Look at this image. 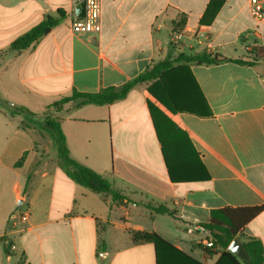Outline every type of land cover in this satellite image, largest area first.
I'll use <instances>...</instances> for the list:
<instances>
[{
  "label": "crops",
  "instance_id": "obj_1",
  "mask_svg": "<svg viewBox=\"0 0 264 264\" xmlns=\"http://www.w3.org/2000/svg\"><path fill=\"white\" fill-rule=\"evenodd\" d=\"M210 1L102 0L101 31L74 35L71 0H0V95L42 114L74 90L119 88L179 53L237 60L264 46L249 0H226L211 25H201ZM180 14L187 25L173 33ZM48 17L59 20L48 35L10 50ZM183 65L210 116L173 114L148 92L152 83L110 105L71 102L56 114L71 157L113 182L121 202L70 180L57 153L54 160L40 149L37 130L0 108V264H157L154 245L136 244L132 232L156 233L203 264L217 262L220 253L206 252L196 228L214 209L264 207V64ZM151 105L169 119L157 113L161 138ZM200 163L209 181L198 179ZM148 203L176 210L178 219L155 214ZM243 233L264 247V210Z\"/></svg>",
  "mask_w": 264,
  "mask_h": 264
},
{
  "label": "trees",
  "instance_id": "obj_2",
  "mask_svg": "<svg viewBox=\"0 0 264 264\" xmlns=\"http://www.w3.org/2000/svg\"><path fill=\"white\" fill-rule=\"evenodd\" d=\"M225 1L211 0L200 24L211 25ZM58 24L59 20L53 17L46 18L40 24L16 39L10 45V50L20 52L30 48L38 43L41 38L48 35ZM186 25V15L180 14L172 23V32L180 33ZM261 60L264 62V46L251 47L243 59L237 60H228L219 54L210 56L208 54L179 53L175 58L167 57L154 63L144 73L119 88L109 87L99 93H82L74 90L70 96L63 97L59 101L49 105L44 113L40 115L32 112L25 106L13 105L5 101L1 96L0 108L6 110L10 115L21 116L23 118V129L45 130L52 136L57 146L58 166L70 180L94 193L107 195L113 201L121 202L125 197L113 182L71 157L60 118L56 114L71 102H78L77 107L84 105H110L125 99L136 85L152 83L148 88V92L173 114L177 112H189L208 117L211 115V112L207 101L193 79L189 67L183 64L212 65L234 62L241 65L254 66L259 64ZM151 112L159 138H161L160 132L158 131L160 123L157 113H159L163 121L169 122V119L152 105ZM162 146L166 158V150L164 149L165 145L163 142ZM22 161L23 159L17 164L21 165ZM167 165L171 180L173 182H179L174 175L172 163L168 158ZM198 179L201 181H209L210 179L201 163L198 170ZM146 208L157 215H167L171 218L178 219L177 211L169 209L165 205L148 203L146 204ZM263 210L264 207H227L211 211L210 221L204 225H199V227L207 231L214 240L215 247L213 249H205L206 252L210 256H214L218 252L220 253L217 262L214 264H264V247L262 242L253 237H246L243 233L245 226ZM131 234L136 244L152 243L154 245L157 264H203L179 250L156 233L132 232ZM235 239H238L243 244L249 256L248 260L243 261L228 251L230 244ZM3 244L5 252L8 253L9 247L4 240Z\"/></svg>",
  "mask_w": 264,
  "mask_h": 264
},
{
  "label": "built area",
  "instance_id": "obj_3",
  "mask_svg": "<svg viewBox=\"0 0 264 264\" xmlns=\"http://www.w3.org/2000/svg\"><path fill=\"white\" fill-rule=\"evenodd\" d=\"M71 4L73 8L71 31L74 35L99 33L101 31L102 0H71ZM79 8L80 12L78 13ZM249 11L257 25L264 27V0H249ZM175 35L173 42L178 43L179 36ZM23 220H26V216L23 217ZM196 231L201 234V246L205 249L215 247L214 240L207 231L199 226Z\"/></svg>",
  "mask_w": 264,
  "mask_h": 264
},
{
  "label": "rangeland",
  "instance_id": "obj_4",
  "mask_svg": "<svg viewBox=\"0 0 264 264\" xmlns=\"http://www.w3.org/2000/svg\"><path fill=\"white\" fill-rule=\"evenodd\" d=\"M261 33H262V39L260 40V42H264V27L261 28ZM85 35H87V34H85ZM178 46H180L179 42L178 43H174V42L172 43L173 49H177ZM185 52H189V51L185 50ZM173 57L175 58L176 56L174 55ZM263 63L264 62L262 60L259 61V65H261ZM259 69L261 72H264V65L259 66ZM36 135H37V139L39 141L40 149L43 150L44 155L50 159L52 158L55 160V154L57 153V146H56V143H55L54 139L52 138V136L47 131L40 130V129H37ZM0 158H3V156L0 155ZM21 211H22V209H19L17 212H15L16 213L15 216L17 219L20 218V212ZM197 251L199 253L202 252L201 250H197Z\"/></svg>",
  "mask_w": 264,
  "mask_h": 264
},
{
  "label": "water",
  "instance_id": "obj_5",
  "mask_svg": "<svg viewBox=\"0 0 264 264\" xmlns=\"http://www.w3.org/2000/svg\"><path fill=\"white\" fill-rule=\"evenodd\" d=\"M78 13L80 12V8L77 10ZM228 251L234 254L239 259L246 261L249 259V256L243 246V244L238 240L235 239L229 246Z\"/></svg>",
  "mask_w": 264,
  "mask_h": 264
}]
</instances>
